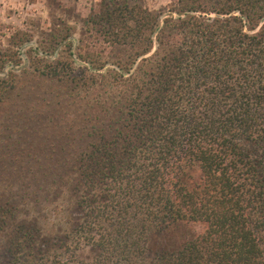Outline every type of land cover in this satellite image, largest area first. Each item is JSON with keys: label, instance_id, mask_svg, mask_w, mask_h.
Segmentation results:
<instances>
[{"label": "trees", "instance_id": "trees-1", "mask_svg": "<svg viewBox=\"0 0 264 264\" xmlns=\"http://www.w3.org/2000/svg\"><path fill=\"white\" fill-rule=\"evenodd\" d=\"M57 1L0 34V264H264V0H99L77 44Z\"/></svg>", "mask_w": 264, "mask_h": 264}, {"label": "rangeland", "instance_id": "rangeland-1", "mask_svg": "<svg viewBox=\"0 0 264 264\" xmlns=\"http://www.w3.org/2000/svg\"><path fill=\"white\" fill-rule=\"evenodd\" d=\"M57 2L63 7L71 8L74 12L71 21L77 26V34L73 36L75 44H77L81 21L99 0H58ZM51 3L52 0H0V34L4 35L1 40L6 42L8 35L17 29H28L32 21L42 26L43 29L49 27L52 20ZM163 3L165 0H149L148 5L156 8ZM56 14L66 18V15H62L63 13L59 10Z\"/></svg>", "mask_w": 264, "mask_h": 264}]
</instances>
